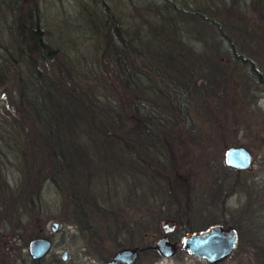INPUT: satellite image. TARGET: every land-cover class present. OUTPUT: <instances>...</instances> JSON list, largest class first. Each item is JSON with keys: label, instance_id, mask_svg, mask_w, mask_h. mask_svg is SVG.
I'll return each instance as SVG.
<instances>
[{"label": "trees", "instance_id": "obj_1", "mask_svg": "<svg viewBox=\"0 0 264 264\" xmlns=\"http://www.w3.org/2000/svg\"><path fill=\"white\" fill-rule=\"evenodd\" d=\"M96 1L91 78L44 37L36 1L0 0V233L43 235L50 185L53 217L98 260L129 246L154 262L148 236L170 217L177 242L233 225V253L249 248L244 264H264V182L243 184L229 210L241 182L218 177V165L243 171L219 159L240 132L264 144V0H135L126 23Z\"/></svg>", "mask_w": 264, "mask_h": 264}, {"label": "rangeland", "instance_id": "obj_2", "mask_svg": "<svg viewBox=\"0 0 264 264\" xmlns=\"http://www.w3.org/2000/svg\"><path fill=\"white\" fill-rule=\"evenodd\" d=\"M27 4L36 1L40 27L44 32V37L65 55H69L74 63L80 66L91 78L99 73L96 67L95 54L99 50V45H95V40L90 35L85 21L86 10H93L97 7L96 0H24ZM135 0H105L111 9L118 14L124 23L133 18L131 13V4ZM6 20L8 16L6 15ZM0 19V41L6 40V30L2 26ZM95 81V78L93 79ZM259 106L264 110V98L259 100ZM243 132L237 135L240 144L244 145L248 140L251 147L245 146L250 154L251 161L247 168L236 173L231 169L221 171L218 165V177H223V188L227 187L228 180L231 177H237L241 184H236L231 191L232 193L226 200V207L229 210H235L240 203L244 201L245 195L243 184L256 182L262 185L264 182V144L260 147L258 139L251 138L249 135L243 136ZM264 138V131L262 132ZM232 145V144H228ZM226 145V146H228ZM235 145V144H233ZM224 146V147H226ZM223 147V148H224ZM223 150V149H222ZM222 161V152L219 158ZM223 162V161H222ZM224 164V163H223ZM225 165V164H224ZM227 166V165H225ZM229 167V166H227ZM231 168V167H229ZM117 180H114L116 187L119 186ZM121 185V183H120ZM44 194L48 197V208L42 211L40 216L44 219L43 235L51 240V247L39 262H33L28 256L26 250L25 237L30 233V228L19 230L18 233H0V264H99L101 260L94 257V251L91 247L85 246L81 238L75 236L74 229L71 226L60 223L51 229V221H59L53 217L56 214L55 205H50L56 200V195L50 185H45ZM50 203V204H49ZM219 211V210H218ZM167 221H175L170 217H163ZM230 225V224H227ZM17 232V231H16ZM161 233V232H160ZM154 233L148 236L153 243L154 239L160 234ZM169 236V233H168ZM170 238V237H169ZM172 240V239H170ZM239 242V238H238ZM177 244L178 242L175 241ZM238 246V243H237ZM236 246V247H237ZM236 249V248H235ZM65 250V258H61V252ZM156 250V249H155ZM157 251V250H156ZM50 256L58 257L60 261H49ZM251 258L249 248L243 250L240 248L237 252L232 253L228 258L222 260L223 264H244ZM218 263V262H217ZM215 263V264H217ZM130 264H209L204 259L197 258L184 249L175 248L174 253L170 256L159 254L158 259L151 262L150 257L143 256L140 261L135 259Z\"/></svg>", "mask_w": 264, "mask_h": 264}, {"label": "water", "instance_id": "obj_3", "mask_svg": "<svg viewBox=\"0 0 264 264\" xmlns=\"http://www.w3.org/2000/svg\"><path fill=\"white\" fill-rule=\"evenodd\" d=\"M222 161L225 165L234 169H244L250 165L251 154L242 144L228 145L222 150ZM60 225L51 221L53 226ZM176 227L175 221L159 220L160 234L153 243L147 245L157 250L162 256H170L176 247L186 250L197 258L204 259L209 264H215L228 258L235 250L238 243V231L235 226L212 222L198 229H188L180 237L176 244L170 240L168 233ZM51 247V240L44 235H35L26 241V250L30 258L38 259L44 256ZM136 247H121L116 249L108 258L99 264H130L136 258ZM61 258H65V250L61 252Z\"/></svg>", "mask_w": 264, "mask_h": 264}, {"label": "flooded vegetation", "instance_id": "obj_4", "mask_svg": "<svg viewBox=\"0 0 264 264\" xmlns=\"http://www.w3.org/2000/svg\"><path fill=\"white\" fill-rule=\"evenodd\" d=\"M31 237H32V236H31ZM29 238H30V237H29ZM29 238H28V239H29ZM28 239H27V240H28ZM28 256H29V255H28ZM31 259H32V258H31Z\"/></svg>", "mask_w": 264, "mask_h": 264}]
</instances>
